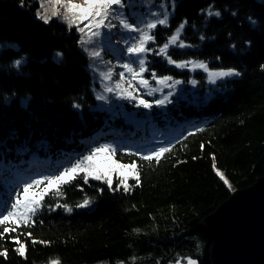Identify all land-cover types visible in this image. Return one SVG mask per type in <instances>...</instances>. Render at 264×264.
Here are the masks:
<instances>
[{
  "label": "trees",
  "instance_id": "16d2710c",
  "mask_svg": "<svg viewBox=\"0 0 264 264\" xmlns=\"http://www.w3.org/2000/svg\"><path fill=\"white\" fill-rule=\"evenodd\" d=\"M40 3L0 0V43L17 44L0 48V212L24 183L56 175L105 143L117 147L115 159L136 161L140 179L129 178L127 191L116 176L113 189L91 177L85 183L83 174L61 186L27 224L5 225L16 231L0 237V253L6 251L0 264H210V240L197 228L199 221L229 196L230 185L244 188L262 175L264 0H122L109 16L116 27L87 43L81 42L89 38L87 28L82 34L61 18L38 19ZM45 7L51 11L50 4ZM165 12L166 25L146 28ZM120 18L155 35L146 45L152 51L143 56L147 85L122 68L136 59L127 48L140 33L124 29ZM185 21L177 44L186 47L170 45L173 59L241 75L212 84L199 68L179 69L155 54ZM133 67L138 70V62ZM120 72L125 79L117 89ZM153 72L171 76V87L157 84ZM106 88L113 89L106 92L111 111L95 106L98 91L104 95ZM169 91L172 103L156 106ZM127 92L153 107L120 98ZM169 145L159 163L128 154ZM84 199L90 204L77 207Z\"/></svg>",
  "mask_w": 264,
  "mask_h": 264
},
{
  "label": "snow or ice",
  "instance_id": "6c2138e0",
  "mask_svg": "<svg viewBox=\"0 0 264 264\" xmlns=\"http://www.w3.org/2000/svg\"><path fill=\"white\" fill-rule=\"evenodd\" d=\"M45 3L51 5V11L49 8L45 7ZM123 6L122 0H83V2H78V0H41L40 8L37 11V18L42 20L44 23H48L52 18H61L69 26L75 25L77 30L82 34L85 33V29H88L89 38L84 40L83 36L81 37L82 43L90 42L92 37H98L101 35V30L106 28L111 31L112 28H115L116 25L111 23L109 16L113 14V6ZM235 15V13H233ZM208 15L220 16V12H209ZM169 16L165 12L163 14V19L154 20L146 25V28L151 30L155 29L157 25H166L168 22ZM251 23H255L249 17ZM87 21L85 24L84 22ZM120 24L124 29L130 32H139L140 36L135 43H132L131 46L127 48L128 55L136 59L126 62L122 65V68L125 69L128 73L132 74L133 79L137 76H140L139 80L140 85H147L148 81L143 79V73L147 71L145 64L146 61L142 57L146 55L152 49L147 48L146 45L149 42L155 40V35L150 34L148 31H142L136 27L133 23L129 22L127 19L120 18ZM187 22H182L176 29V33L169 37L168 42L164 43L162 47L158 49L155 53L157 55H163L167 59V63L174 65L176 68L185 69L189 65H196L194 61H177L172 58L169 54L168 49L170 45H177L179 48H184L186 45L183 42L178 41L179 33L184 29ZM83 25V26H81ZM203 39V37H202ZM250 44V41L248 42ZM235 47V46H233ZM60 53H57V56H60ZM93 57H99V51H93L91 53ZM138 62L139 69L137 70L133 65ZM22 63L21 60L15 61V65L18 67ZM199 67L208 72L211 83H216L217 79H225L233 76H239L241 73L234 68H228L227 70L221 69L219 71H210L208 65L203 61L199 62ZM153 77L156 78V83L161 85H167L171 87V82L173 78L171 76H159L155 72L152 73ZM120 80L116 82V88L120 89V81L125 79V73L120 72ZM108 79H111V69L108 70L106 74ZM213 77L215 79H213ZM176 84L182 83L179 80L175 81ZM195 83V81H193ZM129 87L131 84L129 83ZM106 91L111 92L113 89L106 88ZM151 94V93H150ZM173 96V92L169 91L168 95L164 96L163 99L155 100L156 106H163L165 103H172L170 97ZM120 98L128 99L130 101L136 102L137 107H143L144 109H151L153 103H150L148 100L143 99L133 95L131 92L120 95ZM98 100H104L106 97L103 95L97 96ZM77 109L80 108V105H74ZM198 131L200 129H197ZM13 136L16 135L15 132L12 133ZM171 146H160L154 148L151 152L146 155H142L139 152L132 153L128 152L129 155H139L143 160L151 161L153 158L157 163H159L161 157L164 153L169 152ZM118 149L111 144H102L91 148L90 151L78 157L75 162L71 163L69 167L63 168L56 175H48L35 178L30 182L24 183L22 191H17L14 193L15 199L4 203V210L0 212V226H4L3 230L0 231V237H3L9 232H15L16 227L5 226L9 221H12L16 226H19L20 223L27 224L29 219L35 215L38 209L43 206L44 198L46 196L55 195V193L60 191L61 186L69 184L71 181L77 179L78 176L83 174L84 182L87 183L89 177L95 180H104L108 185L109 189H113V176H116L119 179V185H122L124 190H129V185L127 180L129 178H134L137 183H139L140 174L138 171V166L136 161L131 163H122L120 160L115 159ZM218 175L223 178V173L218 172ZM227 183V181H225ZM43 185V187H41ZM35 193L34 195H29V193ZM90 204L88 199H84L82 204L77 205V207H87ZM59 207H66L65 205H58ZM71 211V208L67 209ZM30 235V234H29ZM13 240L19 244L17 251L23 255L24 254V244L20 243L19 236L13 237ZM0 255H6V251L0 253ZM187 264H196V261L189 259Z\"/></svg>",
  "mask_w": 264,
  "mask_h": 264
},
{
  "label": "water",
  "instance_id": "95a60500",
  "mask_svg": "<svg viewBox=\"0 0 264 264\" xmlns=\"http://www.w3.org/2000/svg\"><path fill=\"white\" fill-rule=\"evenodd\" d=\"M215 171L222 173L216 166ZM229 189V196L197 226L210 240L209 262L264 264V165L251 185Z\"/></svg>",
  "mask_w": 264,
  "mask_h": 264
},
{
  "label": "rangeland",
  "instance_id": "374dc122",
  "mask_svg": "<svg viewBox=\"0 0 264 264\" xmlns=\"http://www.w3.org/2000/svg\"><path fill=\"white\" fill-rule=\"evenodd\" d=\"M3 46H11V47H14V48H16L17 47V44L16 43H13V42H3V43H0V48H2ZM143 58V57H142ZM22 61V60H21ZM194 62H196V65L195 66H193V65H191L190 64V67H191V69H193V68H196V69H200V70H202V71H204L206 74H207V77H208V81L211 83V81H210V78H209V75H208V72H206L204 69H202V68H200L199 67V62L200 61H194ZM205 63V62H204ZM206 64V63H205ZM14 66H16L15 65V62H14ZM209 69V68H208ZM210 70V69H209ZM210 71H214V70H210ZM213 79H215L214 77H213ZM217 81H218V79H217ZM216 81V82H217ZM212 84H215V83H212ZM106 92L107 91H105L104 92V97H106V99H104V100H98L97 99V101H96V104H95V106L97 107V108H99V107H103L104 109H107L108 111H111V105L110 104H108V97H107V94H106ZM100 93H102L101 91L99 92L98 91V95L97 96H100ZM115 176H113V178H114ZM188 260L189 259H187L185 262H181V261H179V262H177V264H187V262H188ZM192 260V259H191Z\"/></svg>",
  "mask_w": 264,
  "mask_h": 264
},
{
  "label": "bare ground",
  "instance_id": "6f19581e",
  "mask_svg": "<svg viewBox=\"0 0 264 264\" xmlns=\"http://www.w3.org/2000/svg\"><path fill=\"white\" fill-rule=\"evenodd\" d=\"M225 180V179H224Z\"/></svg>",
  "mask_w": 264,
  "mask_h": 264
}]
</instances>
